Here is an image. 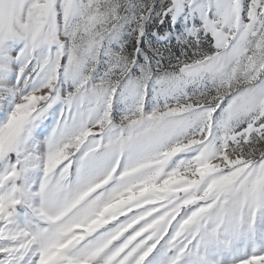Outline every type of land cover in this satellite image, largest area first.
<instances>
[{"label":"snow or ice","instance_id":"1","mask_svg":"<svg viewBox=\"0 0 264 264\" xmlns=\"http://www.w3.org/2000/svg\"><path fill=\"white\" fill-rule=\"evenodd\" d=\"M0 264H264V0H0Z\"/></svg>","mask_w":264,"mask_h":264}]
</instances>
